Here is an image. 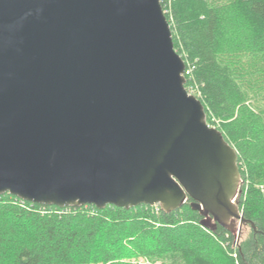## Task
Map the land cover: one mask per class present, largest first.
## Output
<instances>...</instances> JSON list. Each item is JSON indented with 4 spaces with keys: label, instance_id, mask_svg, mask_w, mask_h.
Returning <instances> with one entry per match:
<instances>
[{
    "label": "water",
    "instance_id": "1",
    "mask_svg": "<svg viewBox=\"0 0 264 264\" xmlns=\"http://www.w3.org/2000/svg\"><path fill=\"white\" fill-rule=\"evenodd\" d=\"M184 69L160 0H0V194L165 212L190 199L241 227L237 154Z\"/></svg>",
    "mask_w": 264,
    "mask_h": 264
},
{
    "label": "trees",
    "instance_id": "2",
    "mask_svg": "<svg viewBox=\"0 0 264 264\" xmlns=\"http://www.w3.org/2000/svg\"><path fill=\"white\" fill-rule=\"evenodd\" d=\"M185 90L237 154L245 238L191 206L58 207L0 194V264H264V0H160ZM241 35V36H240ZM241 41H238L239 38Z\"/></svg>",
    "mask_w": 264,
    "mask_h": 264
},
{
    "label": "rangeland",
    "instance_id": "3",
    "mask_svg": "<svg viewBox=\"0 0 264 264\" xmlns=\"http://www.w3.org/2000/svg\"><path fill=\"white\" fill-rule=\"evenodd\" d=\"M241 40H242V38L240 37L238 39V41H241ZM213 122H214V124L212 126H210V127H214V128L217 129L219 127V121L218 120H215V121L213 120ZM240 185H241V179L239 178L238 185H237V191H236V197L238 195V191H239ZM236 197H235V199H236ZM235 199H234V205L237 208V205L235 204ZM237 210H238V208H237ZM238 212L241 215L239 210H238ZM208 219H209V222H211V223L214 221L212 217H209ZM223 225L227 226L235 234L237 243L240 240V238H241V240L243 238H245L246 235L249 232L248 227H243V228H242V226L240 227L239 220H236V219H232L229 222H225V223H223ZM126 259L131 264H149V262L145 258H142V257H138V258H132L131 257V258H126ZM154 264H162V263L161 262H156Z\"/></svg>",
    "mask_w": 264,
    "mask_h": 264
},
{
    "label": "built area",
    "instance_id": "4",
    "mask_svg": "<svg viewBox=\"0 0 264 264\" xmlns=\"http://www.w3.org/2000/svg\"><path fill=\"white\" fill-rule=\"evenodd\" d=\"M190 73H191V68L184 69V72L182 74L184 80H185L186 77H188L190 75Z\"/></svg>",
    "mask_w": 264,
    "mask_h": 264
}]
</instances>
